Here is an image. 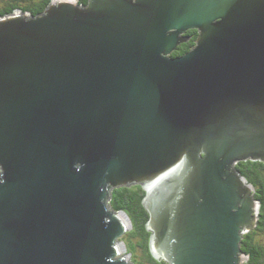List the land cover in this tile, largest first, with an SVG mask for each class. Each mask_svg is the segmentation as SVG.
I'll list each match as a JSON object with an SVG mask.
<instances>
[{"label": "water", "instance_id": "95a60500", "mask_svg": "<svg viewBox=\"0 0 264 264\" xmlns=\"http://www.w3.org/2000/svg\"><path fill=\"white\" fill-rule=\"evenodd\" d=\"M198 31L194 46L174 56ZM264 0H53L0 17V264H242L261 202Z\"/></svg>", "mask_w": 264, "mask_h": 264}, {"label": "trees", "instance_id": "16d2710c", "mask_svg": "<svg viewBox=\"0 0 264 264\" xmlns=\"http://www.w3.org/2000/svg\"><path fill=\"white\" fill-rule=\"evenodd\" d=\"M89 0H80V3L87 4ZM11 11V10H10ZM41 13V12H40ZM39 14V13H38ZM192 37L188 42L180 44L173 52L174 56H179L189 51L195 44L197 31L189 32ZM238 171L244 175L248 181L258 187L261 191L255 194L256 198L264 201V180L262 172L264 163L261 161L247 160L239 162L236 165ZM146 190L140 184L130 187H119L114 189L111 205L116 210H125L133 221V228L123 237L128 245L129 252L133 257L138 250L140 258L134 260L136 264H169L165 260L154 257L150 249L151 232L146 224L149 219V212L143 204ZM264 205V204H263ZM248 244V243H247ZM135 258V257H134Z\"/></svg>", "mask_w": 264, "mask_h": 264}, {"label": "flooded vegetation", "instance_id": "af4514ba", "mask_svg": "<svg viewBox=\"0 0 264 264\" xmlns=\"http://www.w3.org/2000/svg\"><path fill=\"white\" fill-rule=\"evenodd\" d=\"M52 1L53 0H0V17L6 14L14 13L16 11H21L30 15H36L40 12L42 13ZM190 31L197 30L190 29L186 34L189 35ZM262 175L264 180V170ZM255 188V194L258 192L260 196L261 190L258 187ZM260 202L261 205L258 214L257 225L252 230L244 233L241 241V250L244 260L242 264H264V201L260 200Z\"/></svg>", "mask_w": 264, "mask_h": 264}, {"label": "rangeland", "instance_id": "374dc122", "mask_svg": "<svg viewBox=\"0 0 264 264\" xmlns=\"http://www.w3.org/2000/svg\"><path fill=\"white\" fill-rule=\"evenodd\" d=\"M125 235H126V234H125ZM140 254H141V253L137 250L136 253H135V255H134L135 258L133 257L132 259H133V260L139 259V258H140V257H139ZM138 257H139V258H138Z\"/></svg>", "mask_w": 264, "mask_h": 264}]
</instances>
